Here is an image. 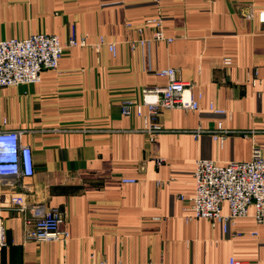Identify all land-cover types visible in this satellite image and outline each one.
<instances>
[{"label":"crops","instance_id":"1","mask_svg":"<svg viewBox=\"0 0 264 264\" xmlns=\"http://www.w3.org/2000/svg\"><path fill=\"white\" fill-rule=\"evenodd\" d=\"M260 12L264 0H0V39L43 32L65 42L74 26L88 44L65 49L39 82L0 88V115L34 161L31 178L0 183L7 240L0 264H227L230 256L264 264V224L252 209L228 234L188 218L198 158L247 161L258 150L264 159ZM158 15L172 41L151 42L147 61L138 40L155 28L138 27ZM100 37L114 43V53L92 46ZM168 67L201 93L199 107L158 115L165 131L150 141L142 119L123 115L121 104L163 85L156 71ZM219 121L231 132L222 147L210 133L194 134ZM35 204L63 213L67 241L23 239ZM221 208L228 213L227 204Z\"/></svg>","mask_w":264,"mask_h":264},{"label":"built area","instance_id":"2","mask_svg":"<svg viewBox=\"0 0 264 264\" xmlns=\"http://www.w3.org/2000/svg\"><path fill=\"white\" fill-rule=\"evenodd\" d=\"M158 1V0H155ZM259 19L264 20V13H259ZM144 25H152L155 30L148 39L138 42L145 48V60L149 61V45L151 42L164 40L171 42L162 30L160 15L148 18ZM84 35L77 36L74 26L65 42H61L56 34L43 32L32 33L23 38L11 37L0 39V88L13 87L21 84L37 83L45 70H55L63 52L75 46H87ZM96 49L106 46L114 53L113 42H106L100 37L92 44ZM130 46L135 43L130 41ZM224 66H230L231 58L222 60ZM165 76L166 82L159 86H147L141 91V100H125L121 104L123 115L134 114L142 119L141 131L150 141L165 131L157 117L173 108L197 110L201 93L192 92V85L177 77L176 70L168 67L156 71ZM254 82V80H253ZM146 109V113H144ZM216 114H225V110L209 106ZM8 120L0 115V183L15 184L24 182L34 174L33 152L30 145L23 143L20 131L7 128ZM210 133L220 147L231 132L226 130L219 121L215 129L206 131L197 129L195 135ZM162 159H156L161 163ZM121 183H134V178H121ZM193 195L188 198L191 216L208 220L212 226L219 225L224 234L230 233V228L237 218L250 215L257 223L264 224V159L255 150L253 158L247 161L218 162L208 158H198L193 170ZM228 206V213L222 212V204ZM0 207V251L6 246V228ZM33 223L25 230V241H57L65 242L70 233L63 226V213L57 208H45L35 204L30 207ZM241 232L232 231V236H241ZM256 235V232H252ZM227 264H245L243 261L230 256Z\"/></svg>","mask_w":264,"mask_h":264}]
</instances>
